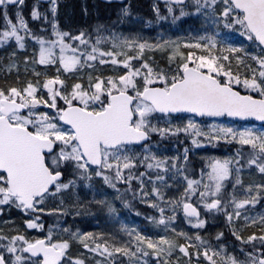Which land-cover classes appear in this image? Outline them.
<instances>
[{"label":"snow or ice","instance_id":"obj_1","mask_svg":"<svg viewBox=\"0 0 264 264\" xmlns=\"http://www.w3.org/2000/svg\"><path fill=\"white\" fill-rule=\"evenodd\" d=\"M24 5L0 0V213L27 217L0 222V264H264V0L154 2L145 24L200 22L196 35L154 37L66 28L58 0H34L30 26ZM153 135L190 145L161 155ZM221 145L232 150L191 166L194 148ZM130 199L155 210L153 230L63 219L91 203L118 219L116 201L141 215Z\"/></svg>","mask_w":264,"mask_h":264},{"label":"rangeland","instance_id":"obj_2","mask_svg":"<svg viewBox=\"0 0 264 264\" xmlns=\"http://www.w3.org/2000/svg\"><path fill=\"white\" fill-rule=\"evenodd\" d=\"M82 14L81 18L75 19V22L79 24H84L88 20H90V13L93 11V13H100L101 8L98 5V1L96 0H84L82 2ZM87 9V12L84 11V9ZM111 15V14H109ZM168 24H164L165 27H161L166 34L171 36H186L189 32H191L193 35H196V29L200 27V22L196 19H194L191 16L188 17H182L179 20H177L175 23L171 21V18L169 17V20L167 21ZM151 26V27H150ZM117 31H123L124 33H136L140 32L141 34L147 36V37H154L158 30H152V24H145L141 19H136L132 21H126L122 23L120 26H117ZM9 50L5 48H0V58L6 59L7 52ZM156 58L163 61V55L159 52L156 54ZM4 74L0 72V82H3L4 80ZM184 144H189L190 141L184 139L183 136L180 137V142H177L176 140L172 139H165V138H159L157 139V142L153 143V151H156L158 154L161 155H174L178 150L182 151V147ZM175 146V147H174ZM232 149L227 146H217L216 148H212L211 146H203V148H194L192 151L189 152V159L191 161V166L195 169H199L202 166L203 157L206 155H226L229 154V152ZM247 178V177H246ZM94 183L98 187H103V191L111 197L112 190L107 188V186L102 185V181L98 179H94ZM76 195L79 196L80 202H83L85 200H91V190L85 189L83 187H80L76 190ZM76 195L69 193L66 198V203H74L76 202ZM131 197V193H129L128 198ZM99 199V196L97 197ZM51 203V202H50ZM116 206L120 211V215L118 219L112 218L107 210L95 203H91L88 205V211L81 210V215L79 216H72L71 214L65 216L63 219L66 220L69 224H72L73 227H79L82 231H104V232H112L113 234H117L119 229V222L123 221L125 224H136L140 226L142 231H149L153 230L152 225L147 220V216L149 215H155V210L150 208L148 205H144L138 200H132L130 199V203L134 205L136 209L140 211L141 206L142 207H148L147 210L149 211L147 214L141 213V215H137L135 211H132L128 208L123 207L119 201H116ZM256 211H261L260 207L256 208ZM46 217H50L47 213ZM44 217V216H43ZM41 218L43 222H45L44 218ZM27 217L24 216V214L21 212V210L16 208L11 209H5L4 213H0V222L5 220H14V222L17 225L22 224V220ZM56 222V221H55ZM10 225H4L3 223H0V227H8ZM190 228V226H189ZM187 230V229H186ZM208 230H213L212 228H209ZM29 232L32 234H40L43 229H29ZM226 231V229H225ZM121 236H123L122 233H120ZM229 243H231V239H229ZM74 250L83 251L87 255V250H82L79 248V245L74 244ZM89 259H91V256L89 255Z\"/></svg>","mask_w":264,"mask_h":264},{"label":"trees","instance_id":"obj_3","mask_svg":"<svg viewBox=\"0 0 264 264\" xmlns=\"http://www.w3.org/2000/svg\"><path fill=\"white\" fill-rule=\"evenodd\" d=\"M26 3L30 4L32 3V1L26 0ZM81 4H82L81 0H58L57 16L62 26L66 28H70V29L87 28V26H89L91 29V28H94L98 23L116 27L121 22V20L118 19V17L120 16V8L118 6L107 5V4L98 2L99 7L101 8L100 13H99L100 18L98 19L94 15L93 11H91L90 20H88L84 24H79L75 22V19L81 18V14H82ZM129 7L131 11H130V14L126 18L134 19L138 17L144 20L154 19V10L152 8V0H130ZM29 13H30V9H28L23 14L25 15L26 18L29 19L30 26H34L35 22L31 20ZM164 22L165 21H160L159 26H162ZM0 23H2V21ZM153 25L155 26V28L158 26L156 24H153ZM157 139H159V137H157L156 135H153L152 137L153 143L157 142ZM165 139L175 140L173 138H167V137ZM141 208H143L144 211L151 210V209H148V207L141 206Z\"/></svg>","mask_w":264,"mask_h":264},{"label":"water","instance_id":"obj_4","mask_svg":"<svg viewBox=\"0 0 264 264\" xmlns=\"http://www.w3.org/2000/svg\"><path fill=\"white\" fill-rule=\"evenodd\" d=\"M102 1L107 2V3H112V2L124 3L126 0H102Z\"/></svg>","mask_w":264,"mask_h":264},{"label":"bare ground","instance_id":"obj_5","mask_svg":"<svg viewBox=\"0 0 264 264\" xmlns=\"http://www.w3.org/2000/svg\"><path fill=\"white\" fill-rule=\"evenodd\" d=\"M105 4V3H104ZM108 5V4H107Z\"/></svg>","mask_w":264,"mask_h":264}]
</instances>
